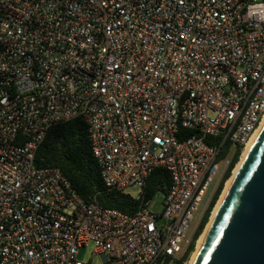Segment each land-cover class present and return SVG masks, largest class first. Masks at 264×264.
Returning a JSON list of instances; mask_svg holds the SVG:
<instances>
[{"label":"built area","instance_id":"1","mask_svg":"<svg viewBox=\"0 0 264 264\" xmlns=\"http://www.w3.org/2000/svg\"><path fill=\"white\" fill-rule=\"evenodd\" d=\"M73 119L105 188L139 189L133 215L34 166ZM263 119L264 0H0V264H92L89 243L98 264H173ZM155 169L160 214L144 199Z\"/></svg>","mask_w":264,"mask_h":264},{"label":"trees","instance_id":"2","mask_svg":"<svg viewBox=\"0 0 264 264\" xmlns=\"http://www.w3.org/2000/svg\"><path fill=\"white\" fill-rule=\"evenodd\" d=\"M193 135L195 132L179 129L177 139L181 141ZM205 142L210 144L211 139L206 138ZM225 154L226 151L221 152L219 157H224ZM239 156L240 149L238 148L231 157L185 253L173 264H185L189 260L194 251L195 243L208 222L224 183L229 179ZM33 164L37 168L58 169L86 203L95 201L102 208L115 209L127 215H133L140 205L139 200L127 193L109 191L105 188L100 177L99 167L91 154L85 123L81 119H73L50 127L35 151ZM169 187V175L161 169H155L146 180L144 199L149 200L156 193L165 195Z\"/></svg>","mask_w":264,"mask_h":264},{"label":"water","instance_id":"3","mask_svg":"<svg viewBox=\"0 0 264 264\" xmlns=\"http://www.w3.org/2000/svg\"><path fill=\"white\" fill-rule=\"evenodd\" d=\"M192 264H264V120L207 226Z\"/></svg>","mask_w":264,"mask_h":264},{"label":"rangeland","instance_id":"4","mask_svg":"<svg viewBox=\"0 0 264 264\" xmlns=\"http://www.w3.org/2000/svg\"><path fill=\"white\" fill-rule=\"evenodd\" d=\"M241 156H242V153H241V155L239 156V160H238V162L235 164V166H234V168H233V170H232V172H231V175H230L229 179L224 183L223 189H222V191H221V193H220V195H219V197H218V199H217V201H216V203H215V205H214V207H213V209H212V211H211V213H210V216H209L208 222L206 223V225H205V227H204V229H203L201 235L204 234V232H205V230H206V226H207L208 223L210 222V219H211V216H212V212H213V210H214V208H215V206H216L218 200L220 199V197H221V195H222V192H223V190H224V188H225L226 183H227V182L233 177L234 169L236 168V165L240 162V160H241ZM138 192H139V189H138V188H135V187H134V188H128V189L126 190V193L129 194V195H131V196H136V195L138 194ZM163 199H164V197H163V195H162L161 193H156V194L150 199V200H151L150 208H151L153 211H155L156 213H159V214H160L161 211H162V209H163V206H162V204H163ZM201 235H200V236H201ZM200 236H199V238H200ZM199 238L197 239V242H198ZM197 242L195 243L194 251H193L192 254L190 255L189 260L186 262V264H189L190 261L192 260V256H193V254H194L195 251H196ZM93 251H94L93 244H92V243H89L86 247L81 248V249L78 251L77 259H78L79 261H81V262H90V263H92V264H98V263L100 262V258H99L98 256H95V255L92 256V252H93Z\"/></svg>","mask_w":264,"mask_h":264},{"label":"bare ground","instance_id":"5","mask_svg":"<svg viewBox=\"0 0 264 264\" xmlns=\"http://www.w3.org/2000/svg\"><path fill=\"white\" fill-rule=\"evenodd\" d=\"M263 120H264V119H263ZM262 122H263V121H262ZM261 124H262V123H261ZM258 129H259V128H258ZM258 129L256 130V132L253 134V136L250 138V140H249L248 143L246 144L245 148L243 149L240 162L242 161L243 156H244L246 150L248 149L250 143L252 142L254 136L256 135ZM240 162L236 165V168L234 169L233 175H234V173H235L237 167L239 166ZM230 180H231V179H230ZM230 180L226 183L225 188H224V190H223V192H222V195H221L220 199L218 200V202H217V204H216V206H215V208H214V210H213V212H212V216H213V214H214V212H215V210H216V208H217V205H218L219 201L221 200V198H222V196H223V194H224V192H225V190H226V187H227V185L229 184ZM212 216H211V218H212ZM210 220H211V219H210ZM209 223H210V222H209ZM209 223H208V225H209ZM208 225H207V226H208ZM207 226H206V228H207ZM202 236H203V234L200 236V238H199V240H198V242H197V247H198V245H199V242H200L201 239H202ZM197 247H196V249H197ZM195 252H196V251H195ZM194 254H195V253H194ZM194 254H193V256H194ZM193 256H192V258H193ZM189 264H192V262L190 261Z\"/></svg>","mask_w":264,"mask_h":264}]
</instances>
